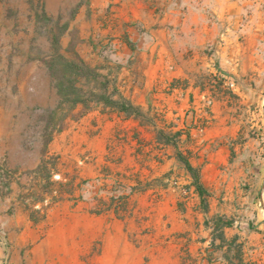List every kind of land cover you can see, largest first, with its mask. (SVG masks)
Listing matches in <instances>:
<instances>
[{
    "label": "rangeland",
    "instance_id": "1",
    "mask_svg": "<svg viewBox=\"0 0 264 264\" xmlns=\"http://www.w3.org/2000/svg\"><path fill=\"white\" fill-rule=\"evenodd\" d=\"M262 223L264 0H0V264H250Z\"/></svg>",
    "mask_w": 264,
    "mask_h": 264
},
{
    "label": "trees",
    "instance_id": "2",
    "mask_svg": "<svg viewBox=\"0 0 264 264\" xmlns=\"http://www.w3.org/2000/svg\"><path fill=\"white\" fill-rule=\"evenodd\" d=\"M108 102H112V104H113V101H108ZM113 108H114V110L117 109V107H113ZM121 108H124V110H128L126 112H128V114H131L130 111H129L130 110V105H127L126 102H123V105L121 106ZM118 110H121V109H118ZM183 161H184V163L186 165L187 170L193 176L194 184H195L198 192L203 196L204 194H206L207 190H206V188H205V186L203 184V181H202V175H201L200 168L194 166L190 162L189 159H183ZM204 201L206 202V199H204ZM206 208L208 209V205H206Z\"/></svg>",
    "mask_w": 264,
    "mask_h": 264
},
{
    "label": "crops",
    "instance_id": "3",
    "mask_svg": "<svg viewBox=\"0 0 264 264\" xmlns=\"http://www.w3.org/2000/svg\"><path fill=\"white\" fill-rule=\"evenodd\" d=\"M263 229L260 232V245H256L250 248L244 255V261L250 264H264V223H262ZM252 236L256 237L257 234L254 233Z\"/></svg>",
    "mask_w": 264,
    "mask_h": 264
}]
</instances>
